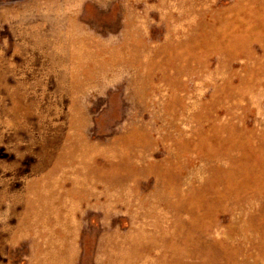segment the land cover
Segmentation results:
<instances>
[{
	"label": "rangeland",
	"instance_id": "374dc122",
	"mask_svg": "<svg viewBox=\"0 0 264 264\" xmlns=\"http://www.w3.org/2000/svg\"><path fill=\"white\" fill-rule=\"evenodd\" d=\"M0 264H264V0H0Z\"/></svg>",
	"mask_w": 264,
	"mask_h": 264
}]
</instances>
